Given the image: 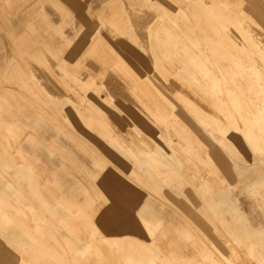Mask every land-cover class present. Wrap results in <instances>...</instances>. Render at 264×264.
<instances>
[{
    "label": "rangeland",
    "instance_id": "374dc122",
    "mask_svg": "<svg viewBox=\"0 0 264 264\" xmlns=\"http://www.w3.org/2000/svg\"><path fill=\"white\" fill-rule=\"evenodd\" d=\"M114 1L0 0V231L9 241L22 238L26 246L32 244L24 236L25 232L32 230L30 226L35 225L36 221L53 218L32 196L31 192L37 188L42 195L45 194V188H49L57 194V198L63 192L68 195L71 205L74 204L70 207L61 198H51L53 201L46 207H51L53 213L70 215L77 225L81 222L96 223L101 220L103 204L107 203L108 182L105 178L118 174L138 198L144 200L142 196L145 193L141 191L144 187L153 194L146 195L144 201L166 226L171 228L173 224L181 222L175 210L181 214L183 224L186 222L185 225H188L183 226L180 233L183 247L177 254L182 257L162 254L153 241L148 244L153 250L150 259H135L134 264H143L142 261L144 264H259L247 249L231 238L228 229L238 233L246 244H254L259 257H264V242L259 240L260 237H251L248 241L243 232H237L235 221L226 209L235 206L237 200L251 226L264 227V120L255 122L256 119L264 118L263 112L206 111L204 106L191 99L202 109L197 112L210 119L213 116L215 129L198 124L192 111H183L186 121L191 122L195 131L192 126H188L189 131L182 133L177 107L169 105L170 111L175 114L173 121L157 122L146 111L120 97L119 91H110L115 99L126 101L123 103L126 106H118L116 110L126 112V117L134 125H138L137 118L146 119L151 136L156 132L166 140L172 136L181 148L190 150L188 139L194 142L196 134L199 150L191 152L199 159L190 160L184 152L175 150L174 158L183 162L185 169L189 167V170L179 172L178 163L175 162L176 179H172L169 172L173 170V165L160 163L163 158L157 148L147 152L135 133L128 131L129 121L124 124L125 129L111 126L112 139L117 145L113 149L100 138L94 124H84L77 115V108L69 107L68 97L80 102L78 90H83L84 86L86 89L90 81H94V85L88 90V96L102 100L105 97L102 82L107 75L117 71L120 64H124V59L127 61V68L122 72L125 85L133 86L130 82L132 79L143 78L133 73H153V79L157 81L154 83L156 90L159 94H166L169 101L179 90L167 89L163 82L164 76L170 80H178L174 76H192L190 74L194 66L184 65L186 60L176 43L169 42L163 30L154 29L156 34H151L155 25L164 19L163 14L164 24L167 25L169 19L173 18L185 31L187 27L184 20L172 11L176 10L178 4L185 8L188 5L186 0H154L152 5L147 0L145 4L143 0H118V8L111 6ZM225 1L231 3V0ZM125 6L137 8L128 11ZM191 8L189 4V10ZM227 13L231 18L236 16L233 11ZM31 25L35 30L30 28ZM176 31L181 33V30ZM11 32L14 38L23 37L24 52L12 47V40L8 38ZM116 32L120 35L116 36ZM161 36L164 39L158 42ZM128 47L135 51H130ZM43 51L46 52V58L42 57ZM34 56L41 57V60L33 63L31 69L28 63ZM14 57L26 67L30 75L36 76V82L30 90L29 84L21 85L15 80ZM238 64L246 67L256 65L253 61L235 63L225 60L219 63L224 74L234 81L237 94L251 104H256L257 100L250 90V84L255 80L254 72L248 67L243 74L245 83L241 84ZM7 65H13L8 72ZM66 71L75 75L81 83L70 84ZM20 75L22 79L26 78L24 71H20ZM131 88L127 87L124 94H131ZM85 102L88 105L92 103L89 98ZM90 105L93 108L89 113L93 118L99 116L96 111H108L109 108H98L94 103ZM126 107L132 109L125 111ZM214 107L212 104L209 106L212 109ZM109 115L113 124H119V117L112 113ZM66 116L76 119L75 129L69 125L65 130L59 129L62 127L56 123L63 126L62 117ZM247 127L262 137V151L255 152L254 142L246 138ZM200 134L209 138V142H202ZM53 139L56 141L54 147L44 145ZM210 160H215V168L211 166ZM35 166L40 167L42 173H37ZM131 177L137 178L132 179L137 186L130 184ZM259 184H262L261 189ZM58 185L63 188L60 189ZM156 199L166 205L161 206ZM18 203L19 208L14 207ZM138 204L134 202L135 211ZM146 208V217L140 221L141 229L136 230V234L150 237L161 228L162 221L150 208ZM131 229V226L125 227L119 231L120 235L131 238ZM90 230L91 227L87 226V233ZM54 231L59 237L66 235L63 228ZM167 233H170L169 230L163 234L166 236ZM170 238L163 237L159 242L165 254H168ZM135 241L134 245L140 249L143 242ZM1 253L8 257L4 264H18V258L13 253H6L0 244ZM91 261L92 257L87 261L88 264Z\"/></svg>",
    "mask_w": 264,
    "mask_h": 264
},
{
    "label": "crops",
    "instance_id": "0c3cea01",
    "mask_svg": "<svg viewBox=\"0 0 264 264\" xmlns=\"http://www.w3.org/2000/svg\"><path fill=\"white\" fill-rule=\"evenodd\" d=\"M144 1L145 0H143V4L146 3ZM147 1H150L149 3L152 5L154 0ZM186 1L188 5H186L185 8L178 4L176 6V10L172 11L174 14H176V16L181 17L184 20V24L187 27L185 31L181 29L178 21L173 18L169 19V23L167 25L164 24V14V19L162 18V20H160L151 30V34H156V32H153L154 29L158 31L163 30L164 33L167 34L166 38L169 40V42L176 43V46L186 60L184 65L194 66V69L190 74L192 75L190 78L180 76L176 77L174 74H172L178 80H175L174 78L173 80H170L166 79L167 76H164L165 79L163 82L165 83L167 89L170 91L179 90V92L175 93L172 97V101L167 100L168 97L166 94L163 92L159 94V91L156 90V85L154 86V83L157 81L153 79V73H141V75L133 73L135 76L143 78L132 79L130 82L133 84V86L129 84L125 85V80L122 76L123 69L127 68V65L125 64L127 61H125V59L124 64H120V66L117 67V71L111 75H107L106 80L102 82L105 93V97L102 98V100H97L98 98L96 99L95 96H88V90L91 88V85H94V81L87 83L86 89L85 86L83 90L77 89L80 93V102H76L73 97H68L70 101L69 107L77 108V115L82 119L84 124L85 122L94 124L96 128L95 130L99 132L100 138L105 140L106 145L109 147L113 149L117 147L116 143L112 139L111 126H115L119 129H125L124 124L126 121H129L126 117V112L116 110L118 106H126L123 104L126 101L115 99L110 91H119L120 97L130 101L128 103H131L132 106L140 107L146 111L157 122L166 123L169 120L173 121L175 114L173 111H170L169 105L177 107L176 111H178V114L180 115L179 127L182 133H187L189 131L188 126H192L193 132L195 131V127L191 124V122L186 121V114H184L183 111H192V113L197 118L198 124L202 126L208 125L215 129L213 116L211 115L210 119L207 116H204L202 113L197 112L202 111V109H199L192 102V100H195L204 106L206 111H239L240 113H243V111H261L264 115V83L262 82V79L264 80V0H231V3H227L225 0ZM189 4L192 7L190 10ZM111 6H116L115 8H118V0H115ZM136 8L137 7L125 6V9L128 11L136 10ZM228 11H233L236 16L231 18L229 13H227ZM30 28L35 30V27L32 25ZM176 29L181 30L182 34L177 33ZM115 35L118 36L120 34L116 32ZM8 38L12 40L11 45L12 47L14 46L15 50L24 52L23 37L14 38V33L11 32L8 34ZM163 39V36H161L158 42L163 41ZM238 48H244V50L239 51ZM129 50L135 51L134 48H129ZM42 57L46 58V52H42ZM103 58L104 57H98V59ZM6 60H8L7 57ZM12 60L14 61L13 64L15 65L16 62L17 65L13 67V71L16 76L15 80L21 85L29 84L28 89L30 90L36 82V76L34 74L30 75L26 71V67L23 66L19 60H16L15 57ZM40 60L41 57L39 56H34L31 58L28 63L29 68L32 69L33 63H38ZM225 60H231L235 63L239 61H253L256 64L253 66H248L250 67L249 69L254 72L255 76V80L250 84V90L257 100L256 104H251L247 99H243L239 94H237L234 81L224 74L219 65L220 61ZM12 66L13 65H7L6 71L8 72ZM237 67L241 74L239 81L241 84H244L245 81L243 79V74L248 69V67L242 64H238ZM20 71H24L26 73V78L22 79ZM65 73L69 78L68 82L70 84L73 85V82L81 83V81L77 79L72 73L68 71ZM167 73L169 74V72ZM125 74L129 75L128 72H125ZM85 83L86 82H84V84ZM127 87H132L131 94H124L128 90ZM88 98L89 102H92L91 99L93 100V102L90 104L94 103L98 108L107 106L110 109L108 108V111H96L99 116L93 118L91 117V113H89L93 106L90 104L88 105V103L85 102ZM176 102L178 103L179 107L177 106ZM180 102L182 103L181 105H179ZM103 104L105 106H103ZM211 104L215 106L214 109L209 108ZM130 109L132 108L126 107L125 111H129ZM111 113L114 116L120 118L119 124L118 122L113 124L109 115ZM58 116L60 118L59 114ZM62 119L64 124L63 126L56 123L58 127H62L59 129L65 130V127L68 128V125L72 129H75L76 119L71 118L70 116L62 117ZM249 119L251 120L252 117H249ZM136 120L138 125H134L129 121L127 124L128 131L135 133V135L141 141V146L147 149V152L150 153L151 148H157L161 154V157L163 158L160 163L165 166L173 165V170L169 172V174H171L170 178L176 179L174 174L175 162L178 163L177 169L179 172H184L186 170L184 163L178 162L174 158L175 150H180L182 153L184 152L186 156L190 157V160L195 161L199 159V156L194 155L191 152L192 150L195 151V149L199 150V146L196 145L197 138L195 133L194 142L193 139H188V146L191 149L189 148L190 150H184L181 148L179 142L173 139L172 136H170L167 140L164 139L159 132H156V134L153 133L154 135L151 136L150 132H148L150 129H147L148 123L145 121L146 119L143 120L142 118H137ZM262 120H264V118L256 119L255 122H262ZM262 124L264 125V123ZM248 127L245 132L246 138L251 139L254 142L256 147L255 152H258V150L262 151V137L254 134ZM223 131L224 129L222 128V132ZM145 132H147L149 136L148 134L145 135ZM193 132L191 131L192 134ZM200 135V140L202 142H209V138L203 134ZM55 142V139H53L49 142L47 141L44 145L54 147ZM214 145L215 144H212V146ZM61 158L65 159L63 156ZM210 163L212 167L216 164L215 160H210ZM35 168L37 173H42L40 167L35 166ZM168 168H170V166ZM188 170L189 167L186 171ZM132 179L137 178L131 177L130 184L135 186L137 183L133 182ZM138 184H140V182H138ZM108 186L109 185H107V188ZM58 187L60 189L63 188L61 185H58ZM258 187L261 189L262 184H259ZM233 189L234 188L231 190ZM147 190L148 189L146 187H144V190H141L143 193H145L142 196L144 200L146 195L151 194L148 192L149 190ZM35 191H32L31 194L34 197L36 203H38L39 206H42L49 215H52L53 218L44 221H36L35 225L30 226L32 230L25 232L26 234H24V236H26V238H28L32 244L26 246L24 239H17L16 237H14L16 239L13 242L9 241L4 237L5 234L0 231V244L3 246L6 253H13L15 257L18 258V264H88L87 261L90 260V257H92L93 261H91L90 264H134L135 259H148L150 254L153 253V250L148 245L153 241H155L157 244L156 246L159 248L162 254L174 255L177 258L182 257L178 256L177 254L178 252L182 251L181 248L183 247V244L180 241V233L183 230V226L188 227V225H185L186 222L183 224L181 214L175 209L173 210H175L174 212L176 217H178L181 222H177L176 225L173 224V227L170 228L169 226L165 225L164 221L159 218V216H156L155 211L151 206L147 205L144 200L138 198V196L135 194V202L139 204L137 210L135 211L136 220L131 226L132 229L130 230L133 234L130 236L131 238H129L127 235L125 236V234L120 235L119 231L124 230L125 227H108L102 222V220H99L96 223L94 222L84 224V222H81L79 225H77L72 221L73 219L70 217V215L60 216L59 214L53 213L54 210H52L51 207H46L48 203L53 201L52 199L58 200L59 198L63 199L62 202L64 201L63 203L69 205L70 207L74 206L73 203L71 205V200H69L67 194L62 192L57 198V194L51 191L49 188H45L44 195H42V193H38L39 188H37ZM33 192H35V194ZM66 200L68 202H65ZM156 200L161 206L166 205L160 203L158 199ZM235 203V206L228 207L226 209L227 213H229L232 219L235 221V230L237 232H243V234L246 235V239H248V241H250L249 238L251 237H260L261 239L259 240L264 242V227L261 226L258 228H253L247 219V215L240 209L237 200ZM19 206L20 205L18 203L14 207L19 208ZM146 207L150 208V210L154 212V215L162 221L161 228L156 230L154 235L150 237L136 234V230L141 229L139 227L140 221L144 220L146 217ZM87 226L91 227L90 233H87L86 231ZM57 228L65 229V237H59L56 234L54 229ZM237 228L239 229L237 230ZM167 230H169L170 233H167L165 236L163 233ZM228 234L239 246L247 249L259 264H264V257L257 256L258 250L254 244L251 242L250 244H246V241L244 240L243 242L240 239L238 233H236L231 228L228 229ZM168 236L171 238L169 239V247L167 250L168 254H165V252L162 251L159 242L162 241L161 239H163V237L167 238ZM135 240L145 244L143 245V243H141L142 246L139 249V247L134 245L136 242ZM119 243H121V245H119ZM103 244L105 245L104 248L100 247ZM61 245H63L65 249ZM143 246L146 247L145 249L147 251ZM119 256L121 259H119ZM5 258H8L7 255L5 253H1L0 260L5 262ZM142 263L144 264L143 261Z\"/></svg>",
    "mask_w": 264,
    "mask_h": 264
},
{
    "label": "snow or ice",
    "instance_id": "6c2138e0",
    "mask_svg": "<svg viewBox=\"0 0 264 264\" xmlns=\"http://www.w3.org/2000/svg\"><path fill=\"white\" fill-rule=\"evenodd\" d=\"M108 182L107 203L101 208V220L108 227H130L136 220L134 190L118 174L105 178Z\"/></svg>",
    "mask_w": 264,
    "mask_h": 264
},
{
    "label": "bare ground",
    "instance_id": "6f19581e",
    "mask_svg": "<svg viewBox=\"0 0 264 264\" xmlns=\"http://www.w3.org/2000/svg\"><path fill=\"white\" fill-rule=\"evenodd\" d=\"M98 7V6H97ZM111 82V81H110ZM215 168V167H214ZM10 257V256H9ZM11 258V257H10ZM2 259V258H1ZM5 259H7V258H5ZM1 261V260H0ZM3 264H4V261L2 262Z\"/></svg>",
    "mask_w": 264,
    "mask_h": 264
}]
</instances>
